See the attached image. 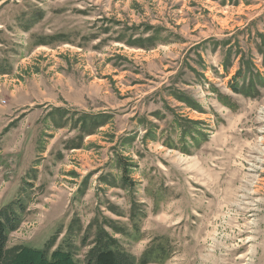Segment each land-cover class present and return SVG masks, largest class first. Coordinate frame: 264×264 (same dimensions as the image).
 <instances>
[{
	"label": "rangeland",
	"instance_id": "obj_1",
	"mask_svg": "<svg viewBox=\"0 0 264 264\" xmlns=\"http://www.w3.org/2000/svg\"><path fill=\"white\" fill-rule=\"evenodd\" d=\"M255 75L264 0H0L8 246L85 264L105 230L137 264H264Z\"/></svg>",
	"mask_w": 264,
	"mask_h": 264
},
{
	"label": "trees",
	"instance_id": "obj_2",
	"mask_svg": "<svg viewBox=\"0 0 264 264\" xmlns=\"http://www.w3.org/2000/svg\"><path fill=\"white\" fill-rule=\"evenodd\" d=\"M245 70L246 69H242L240 66L234 76H242L241 80H246L245 74L247 71L245 72ZM255 76L259 78V82L264 80L263 76ZM237 85L238 83L230 87L233 91L245 95L250 94L251 85L248 86V88H245V85ZM23 206L24 203L21 199H13L10 203L0 208V264H25V260L21 258L23 254H27L31 257H38L40 264H55L57 259L61 261V264H80L69 251L61 247L54 249V251L50 253L51 255L48 256L46 248L36 249L27 245L8 246L9 234L12 230L18 228L20 215L24 210ZM116 241L117 239L109 235L105 230H99L96 233L95 240L86 251L85 264H137L133 256H131L128 251H124L120 248Z\"/></svg>",
	"mask_w": 264,
	"mask_h": 264
},
{
	"label": "crops",
	"instance_id": "obj_3",
	"mask_svg": "<svg viewBox=\"0 0 264 264\" xmlns=\"http://www.w3.org/2000/svg\"><path fill=\"white\" fill-rule=\"evenodd\" d=\"M17 110H19V108H16V110H15V108L13 109V111H17ZM11 113H12V110H11Z\"/></svg>",
	"mask_w": 264,
	"mask_h": 264
}]
</instances>
